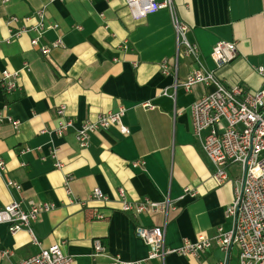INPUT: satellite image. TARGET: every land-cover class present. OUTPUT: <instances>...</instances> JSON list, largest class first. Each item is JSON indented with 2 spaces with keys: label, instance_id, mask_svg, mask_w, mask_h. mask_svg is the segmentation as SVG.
<instances>
[{
  "label": "crops",
  "instance_id": "crops-1",
  "mask_svg": "<svg viewBox=\"0 0 264 264\" xmlns=\"http://www.w3.org/2000/svg\"><path fill=\"white\" fill-rule=\"evenodd\" d=\"M42 8L40 45L63 39L47 54L31 42L39 36L35 26ZM11 16L19 20L9 25ZM176 20L188 27L186 36L197 44V57L179 47ZM10 29L25 32L10 38ZM0 37V73H20V89L7 94L0 85V108L20 120L17 128L8 120L0 122V155L6 161L4 178L21 185L19 191L10 189L0 176V205L14 199L24 208L32 202L55 204L33 222L40 244L32 242L28 231L13 235L6 223L0 224V264H17L60 242L73 264H111L116 255L144 264H216L224 258L213 242L200 257L169 253L150 259V246L136 229L166 225L169 248L180 247L185 239L214 237L220 225L231 229L225 211L233 186L217 182L215 167L192 127V104L215 87L197 83L189 90L175 89L173 83L185 82L202 67L228 87L264 90V77L257 71L264 66V0H172L141 18L132 15L126 0H0ZM220 40L236 41L238 51L217 69L212 52ZM164 60L169 74L162 71ZM165 89L170 95L162 94ZM145 102L153 107H144ZM60 105H66V120L74 123L63 134L57 130ZM121 106L130 132L113 124L90 133L89 144L81 146L77 129ZM25 148L30 150L22 152ZM58 161L62 167L56 166ZM228 171L237 178L241 168L233 164ZM67 173L75 177L71 188L76 200L65 190ZM97 187L107 200L92 197ZM186 187L197 195L182 198ZM120 189L132 202L170 197L177 204L167 213L127 212ZM96 239L104 252L95 250ZM238 262L234 249L229 264Z\"/></svg>",
  "mask_w": 264,
  "mask_h": 264
},
{
  "label": "built area",
  "instance_id": "built-area-1",
  "mask_svg": "<svg viewBox=\"0 0 264 264\" xmlns=\"http://www.w3.org/2000/svg\"><path fill=\"white\" fill-rule=\"evenodd\" d=\"M9 0H4L7 2ZM65 0H48V3ZM92 1V0H91ZM132 15L136 18L146 16L162 7L170 6L172 0H126ZM45 8L37 11L39 22L35 29L39 36L32 39L34 46H39L42 53L47 54L58 46L63 45V39L59 38L50 45H40L39 37L42 36L44 26ZM31 17L24 19L28 21ZM19 17L11 16L8 24L17 22ZM179 47L187 56H198L199 48L196 43L189 41L186 36L187 26L176 20ZM10 38H17L24 29H10ZM9 40V38H7ZM4 41L0 37V44ZM124 48L127 45L124 44ZM236 41L220 40L215 45L212 58L216 68H222L228 64L237 54ZM28 63L25 67L28 68ZM163 73L169 74L170 69L167 61H163ZM257 71L264 77V66H258ZM19 71L11 72L3 69L0 73V85L5 93L10 94L20 89ZM197 83L214 85L215 89L201 97L191 106L193 133L200 141L203 150L207 153L215 167V178L219 184H230L233 187L232 201L226 207V217L232 221V227L225 230L223 226L217 227L214 237L199 236L195 240L185 239L178 248H169L165 243L166 225L143 227L138 226L136 233L147 245L150 246L148 258H164L169 253H178L184 256L200 257L207 253L215 242L224 252V258L216 264H229L231 253L238 250V264H264V90L250 91L240 85L230 87L224 85L215 75L214 71L198 68L190 74L186 81L179 83L176 79L173 83L175 89L183 86L189 90ZM176 91V90H175ZM163 95H170L165 89ZM175 97V94L171 95ZM144 107H153L150 102L143 103ZM7 108V105L4 107ZM126 108L119 107L98 115L96 120L85 121L77 129V138L81 146L89 144V135L98 130H108L113 124L121 127V132L128 134L129 128L123 124ZM60 124L57 128L59 134H63L69 127L73 126L72 120H66V105H60L57 109ZM8 120L17 128L20 120L4 114L0 108V122ZM30 150L25 148L22 152ZM55 156V152H53ZM237 164L241 168L240 175L235 178L230 176L228 168ZM57 167H62V162H56ZM6 172V161L0 155V176L4 178ZM5 179V178H4ZM75 177L67 173L64 177L65 190L70 199L73 198L71 183ZM6 184L11 189H21V185L6 178ZM195 197L197 191L185 188V195ZM123 202L122 209L137 214L149 211H160L167 213L175 208L177 201L170 197L161 201L145 199L141 202H132L127 199L124 189H120ZM92 197L99 200H107L108 196L100 189L95 188ZM84 204V202H83ZM55 207L51 202H32L29 208H24L20 200L14 199L8 204L0 205V224L6 223L10 232L15 235L26 230L32 237L34 244H40L39 238L33 228L39 216L51 211ZM99 218H105L103 214ZM64 242L54 243L47 248H41L37 253L21 259L17 264H73V257L66 254L62 248ZM97 252H104L105 246L100 239L94 241ZM8 251H2L1 255H7ZM111 264H144L141 260H124L119 255L113 256Z\"/></svg>",
  "mask_w": 264,
  "mask_h": 264
}]
</instances>
